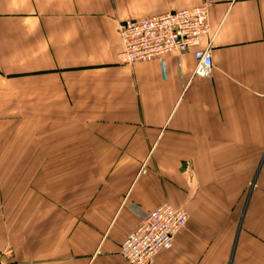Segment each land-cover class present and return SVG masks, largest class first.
Returning <instances> with one entry per match:
<instances>
[{"label": "crops", "instance_id": "crops-1", "mask_svg": "<svg viewBox=\"0 0 264 264\" xmlns=\"http://www.w3.org/2000/svg\"><path fill=\"white\" fill-rule=\"evenodd\" d=\"M206 2L210 77L119 63L121 21ZM166 203L153 264H264V0H0V264H130Z\"/></svg>", "mask_w": 264, "mask_h": 264}, {"label": "built area", "instance_id": "built-area-1", "mask_svg": "<svg viewBox=\"0 0 264 264\" xmlns=\"http://www.w3.org/2000/svg\"><path fill=\"white\" fill-rule=\"evenodd\" d=\"M213 2L191 9L169 12L143 19H126L119 23L122 50L121 65L160 61L167 55L183 57L193 53L197 61L195 76L210 77L213 69L210 8ZM211 38L202 48V39ZM141 224L121 245L120 253L130 264H153L155 257L172 249L177 234L187 225L189 215L184 209L163 204L151 213H139ZM12 252L0 254L11 257Z\"/></svg>", "mask_w": 264, "mask_h": 264}]
</instances>
